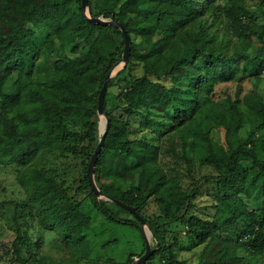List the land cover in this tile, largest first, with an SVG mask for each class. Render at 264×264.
Wrapping results in <instances>:
<instances>
[{"label":"trees","instance_id":"1","mask_svg":"<svg viewBox=\"0 0 264 264\" xmlns=\"http://www.w3.org/2000/svg\"><path fill=\"white\" fill-rule=\"evenodd\" d=\"M89 3L94 16H115L132 39L130 62L116 78L124 83V102L105 101L110 129L96 179L107 195L133 206L150 224L161 247L146 264H190L178 258L174 249L180 242H171L164 229L177 222L187 229L188 249L205 245L194 264H264V94L241 98L242 89L226 106L216 92L241 70L252 77L264 74V19L260 22L244 0L218 6L215 0ZM217 12L230 29L222 36L216 22H225ZM114 32L124 37L117 27L89 22L83 7L74 9V0H0V165L23 168L18 180L28 196L24 204L4 202L14 206L15 238L0 239V264H30L31 219L40 233L61 234L72 262L90 259L93 218L78 199L81 193L89 194L106 219L140 229L138 219L120 218L108 205L112 202L98 200L88 178L100 142L99 95L125 47L123 41L118 56ZM81 36L91 43L87 51ZM137 63L143 66L138 77L131 73ZM137 116L177 133L190 166L199 161L212 168L214 174L205 176L215 184L211 216L190 212L200 183L186 191L162 167V149L154 139L132 138ZM55 155L80 159L76 194L51 166ZM152 199L162 220L145 215ZM35 246L40 248V239ZM145 251L146 245L140 255ZM136 256L131 253L124 264Z\"/></svg>","mask_w":264,"mask_h":264},{"label":"rangeland","instance_id":"2","mask_svg":"<svg viewBox=\"0 0 264 264\" xmlns=\"http://www.w3.org/2000/svg\"><path fill=\"white\" fill-rule=\"evenodd\" d=\"M215 1L216 6H218L226 3L227 0ZM244 2L254 12L255 16L258 17L260 22H262L264 19V3L261 0H244ZM81 7L82 3L80 0H74V9L79 11ZM216 14L215 16H221V19L225 22L224 24L220 23V21L216 22V28L219 29V34L222 36L226 32H230V29L226 24L225 16L223 15L222 17V13L220 12ZM214 17L213 15H208L207 19L209 22H214ZM114 34L119 42L120 48L116 52L119 56L122 53L121 44L124 41V37H121L117 32H114ZM85 38V36H81L79 40L83 41L84 51H87L91 43L84 40ZM124 50L125 47L122 56ZM131 73L136 77L141 76L143 73V66L137 63L133 67ZM127 74L128 71H126L122 77ZM116 78H118V76L113 78V85L111 87L110 85L108 86L105 98V101L108 99L112 106L122 105L124 102L121 94L124 83L118 82ZM240 91H242L241 98L248 93L259 92L264 94V74L260 78L252 77L249 73H245L241 70L235 80L224 82L216 87L217 99H219L221 104L228 106L229 104L226 102L228 98L236 100ZM151 116L154 117L155 113ZM173 133L174 132H168L167 128L161 127L159 124H148L141 116H137L133 119L132 138L148 137L154 139L156 144L161 146L160 163L169 176L178 177L186 191H190L195 187L197 182L201 184L200 194L196 199L195 206L191 207L190 212L199 214L202 217H209L212 215L211 212L214 211L211 206L216 201L215 197L212 195V189L215 184L211 180L208 181L205 176H210L214 174V172L212 168L200 165L199 161H195L194 165L190 166L185 158V152L183 151L179 135L177 133L174 135ZM219 138L220 140L225 139L224 131H221ZM51 162V166L59 170L62 179L66 180L67 185L72 188V193L76 194V190L80 186L82 178L80 159L78 157H71L63 160L58 158V155H55L51 157ZM243 164L247 168L252 166V163L249 161H243ZM22 169L23 168H21L19 164L10 166L0 165V203L13 202L14 204H24L26 200L28 201V196L18 180ZM78 199L84 203L86 207V209H84L85 212L93 218V226L87 233L92 249L91 258L78 261L77 264H124L131 253L142 256L140 254L146 242L141 229L133 225L106 219L103 214L99 213L95 207H93L88 193L79 194ZM108 205L119 214L120 218L132 221L136 218L131 212L120 210L116 207L117 205L114 206L113 203H108ZM14 214L15 210L13 205L4 203L0 208V239L8 240L15 238V229L11 227V225L13 226L14 224ZM145 215L152 218L163 219L161 210L155 199H152L146 207ZM31 224L34 225L30 229V234L34 237V243H32L30 264H76L72 262L70 251L65 246L61 234L57 230L43 229L40 233L37 223L33 222L32 219ZM164 229L171 242L179 240L180 243L174 250L180 260L187 261L190 264L199 261L205 245L195 249H188L189 239L186 236L187 229L185 226L177 222L165 225ZM38 239H40V248L35 246ZM111 240H118V242L104 248V244ZM157 245L158 243L153 236V248H156ZM26 251V254L29 255L30 250L26 249Z\"/></svg>","mask_w":264,"mask_h":264},{"label":"water","instance_id":"3","mask_svg":"<svg viewBox=\"0 0 264 264\" xmlns=\"http://www.w3.org/2000/svg\"><path fill=\"white\" fill-rule=\"evenodd\" d=\"M82 7H83V11L89 22L93 24L114 26L120 29L124 35V43H125V50H124L122 59L115 64L113 69L110 71V73L106 77L104 86L99 95L98 119L100 123V126H99L100 142L90 161V164L88 167V178L90 180L92 191L98 200H106L108 202H112L115 205L121 208H124L128 210L129 212H131L132 214H134V216L140 221V229L143 232V235L145 237L146 251L142 256L136 257L135 261L132 264H146L147 261L153 256L155 251L161 247V245H158L157 248H153L152 246V238L154 234L151 230L150 224L148 223L146 218H144L142 215H140L136 211V209L133 206L126 204L123 201L116 199L112 196L107 195L100 188V186L97 183V179H96V167H97L98 159H99L100 153L103 149V146L107 138V134L110 129V119L105 110V98H106L108 86H109L110 81L114 77L118 76L121 73V71L124 70L128 66L130 59H131L132 39L125 25L119 20H117L115 16H113L112 18H106L105 16H94L92 13V9L90 7L89 0H82ZM102 120H104L103 126H102Z\"/></svg>","mask_w":264,"mask_h":264},{"label":"bare ground","instance_id":"4","mask_svg":"<svg viewBox=\"0 0 264 264\" xmlns=\"http://www.w3.org/2000/svg\"><path fill=\"white\" fill-rule=\"evenodd\" d=\"M104 125V120H103V123H102V126Z\"/></svg>","mask_w":264,"mask_h":264}]
</instances>
